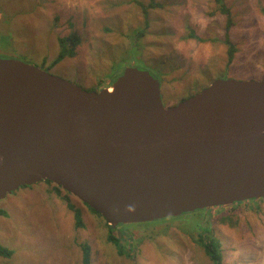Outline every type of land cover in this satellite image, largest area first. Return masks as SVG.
<instances>
[{"label": "rangeland", "instance_id": "obj_1", "mask_svg": "<svg viewBox=\"0 0 264 264\" xmlns=\"http://www.w3.org/2000/svg\"><path fill=\"white\" fill-rule=\"evenodd\" d=\"M154 1L162 7L149 10L147 27L138 3L150 0H0V58L32 64L87 91L108 87L127 67L145 70L162 83L166 108L217 79L264 78V0H224L236 50L229 66L227 17L213 0ZM72 34L74 56L52 66L58 39ZM254 201L221 208L224 220L213 210L196 211L112 229L64 192L36 184L0 202L8 214L0 216V245L13 252L0 256V264H82V244L91 264H211L196 243L210 230L207 222L222 244L223 264H264V199ZM69 204L81 207L80 226Z\"/></svg>", "mask_w": 264, "mask_h": 264}, {"label": "water", "instance_id": "obj_2", "mask_svg": "<svg viewBox=\"0 0 264 264\" xmlns=\"http://www.w3.org/2000/svg\"><path fill=\"white\" fill-rule=\"evenodd\" d=\"M46 181L112 229L264 199V78L166 108L145 70L87 91L0 58V202Z\"/></svg>", "mask_w": 264, "mask_h": 264}, {"label": "trees", "instance_id": "obj_3", "mask_svg": "<svg viewBox=\"0 0 264 264\" xmlns=\"http://www.w3.org/2000/svg\"><path fill=\"white\" fill-rule=\"evenodd\" d=\"M213 1H214L215 6H216V10L227 17V24H226V29H225L226 34H225L224 44H226L228 46L227 64L229 66L233 62L234 54L236 52L234 44L231 42L230 37H229L230 29L233 27L231 10L225 4L224 0H213ZM150 2L151 3H149L147 6H144L140 3H138V5L142 9V15H143L144 21L146 22L147 27L149 24V22H148L149 10L160 9L162 7L160 4L155 3L154 0H150ZM262 11L264 12V8L262 9ZM141 35H142V33L140 34V36ZM77 39H78L77 35H74V34H72L66 38L61 37L58 39V43L60 46V52L58 53L56 59L52 62V66L58 64L60 61H62L65 58H71L74 56L73 50L76 46H78ZM110 83L112 84L113 82H110ZM93 91H98V90L94 89ZM45 183L48 185H51V183L48 181H46ZM54 187H55V189L61 190L60 187H56V186H54ZM251 202H254V200H252ZM254 203H256V201ZM239 205L240 204H237L236 206H239ZM68 206H69V208H71L73 210L76 225L80 226L81 225V218H80L79 210L73 209V207L70 204ZM221 210H222L221 208H215L213 210V212L216 213V217L221 216L220 219L224 220L227 217H225L224 215H221V212H222ZM235 210L236 209H229L228 211L233 212ZM209 211H211V210L207 209V210H204L202 212L209 213ZM93 212L95 214H97L98 216H100L95 211H93ZM197 212H199V211H197ZM0 216L7 217L8 214L5 211L0 210ZM206 224L210 230L206 233L203 232L202 234H200V239L198 241H196V243L205 251L206 256L208 257L211 264H223L222 244H221L220 240L213 234V229H212V226H210V222H207ZM143 225H145V224H143ZM111 241L117 242L116 239H112V238H111ZM81 249H82V253H83L82 264H91L90 263V248H89V246L87 244H82ZM118 253L122 255L123 251L118 250ZM12 254H13V252L11 250L0 245V256L9 258L12 256Z\"/></svg>", "mask_w": 264, "mask_h": 264}, {"label": "flooded vegetation", "instance_id": "obj_4", "mask_svg": "<svg viewBox=\"0 0 264 264\" xmlns=\"http://www.w3.org/2000/svg\"><path fill=\"white\" fill-rule=\"evenodd\" d=\"M225 4H226V3H225ZM58 45H59V43H58ZM59 47H60V46H59ZM160 84H162V83H160ZM109 86H110V85H109ZM161 88H162V85H161ZM40 184H45L46 186L50 187L51 191H53V192H55V193L60 194V193L64 192L65 197H67V198L70 199V200H72V198H74L73 196H71L70 194H68L67 192H65V191H63V190L55 189V187H54L53 184L48 185V184H46L45 182H41ZM30 187H33V186H30ZM30 187H22L21 189H27V188H30ZM74 199L79 203V205H80L81 207H84L85 209L88 207V206L82 204L81 202H79L76 198H74ZM74 205H75V206H78L77 204H74ZM75 206H73L74 209H76ZM78 207H79V206H78ZM81 207H79V209H77V210H79L80 213H81V211H80V208H81ZM80 215H81V214H80ZM118 227H123V226L120 225V226H118ZM119 230H120V229H119ZM114 232L117 233V230H115ZM121 234H122V233H121Z\"/></svg>", "mask_w": 264, "mask_h": 264}, {"label": "bare ground", "instance_id": "obj_5", "mask_svg": "<svg viewBox=\"0 0 264 264\" xmlns=\"http://www.w3.org/2000/svg\"><path fill=\"white\" fill-rule=\"evenodd\" d=\"M255 202V201H254ZM145 224V223H144Z\"/></svg>", "mask_w": 264, "mask_h": 264}]
</instances>
